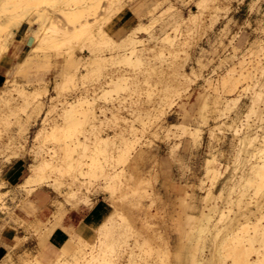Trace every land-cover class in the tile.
Listing matches in <instances>:
<instances>
[{
    "label": "clouds",
    "instance_id": "obj_1",
    "mask_svg": "<svg viewBox=\"0 0 264 264\" xmlns=\"http://www.w3.org/2000/svg\"><path fill=\"white\" fill-rule=\"evenodd\" d=\"M0 76V264H150L122 156L170 142L167 180L205 132L185 242L264 264V0H0Z\"/></svg>",
    "mask_w": 264,
    "mask_h": 264
},
{
    "label": "rangeland",
    "instance_id": "obj_2",
    "mask_svg": "<svg viewBox=\"0 0 264 264\" xmlns=\"http://www.w3.org/2000/svg\"><path fill=\"white\" fill-rule=\"evenodd\" d=\"M201 43L203 44L204 41H201ZM188 70L190 69H186V71ZM3 79H4L3 77L0 79V86L2 85ZM124 115L127 116L128 114L124 113ZM168 119L173 120L174 117L169 116ZM39 126H40L39 123L34 125V127L29 131L28 135L31 136L32 132L35 131V128ZM114 135L115 132H113L111 129H109L105 133V137L108 136L110 137ZM132 137L133 139L135 138L134 134H132ZM208 140H209V135L207 132H205L203 146L194 149L192 152L193 164L190 165V167L192 168L190 173H185L183 172V170L177 171V169H173L172 175L167 180H165L161 175H159L160 169L156 165V161L160 157L165 156V154L169 151L170 142L165 141L162 138H152L150 140V143L148 144L132 143L131 140L129 141V144L130 143L134 144L135 147L134 152L133 150H131L130 152H133L129 154L131 156H127L125 154H123L122 156V160H123L122 167L124 168L126 183L128 182L130 184V189L132 191V196L130 198V207L128 209V215L131 218V222L134 225V230L138 234V237L141 239V242L149 241L150 245L152 244L151 246L148 244L149 247L147 246V244L145 245L147 250H149V252L151 253L150 264H155L157 262L156 253L153 247L155 246L154 241L159 239V237L157 238L158 233L155 234L157 231H159V228L161 232L165 231L163 233L164 238L166 239V241L169 242V247L173 251L178 241H184V243L188 245L185 242L184 233H181L180 230H177L179 212L182 211L181 202L179 198L180 195L184 194V191L190 192L191 194H193V199L195 200L194 203L197 206V208L194 209L193 211L187 209L189 210V213L199 215L200 210L203 209L202 197L207 195V191H206L207 185L202 186V181L206 177L207 159H212L211 156H209L208 154L209 152V149L207 147ZM231 140H232V134L229 133L227 139L222 145L223 150L226 151L229 149ZM184 143L185 145L188 144L187 139H185ZM220 163H224V161L221 160ZM176 175H181L183 178L177 180L175 178ZM221 183L222 181L217 183L215 192L217 193L219 192ZM142 184H144V186H142ZM138 185H141L140 188L138 187ZM141 187L143 189H141ZM144 189H148V192L153 195L151 197L150 196L147 197L145 192H143ZM113 210H117V205L115 203H113L112 207L109 208V211H113ZM148 211L150 212V214L157 215L160 219L153 218L155 221L152 222L153 219L151 218L152 220L150 219L149 220L152 223L148 222L144 226L143 224L144 222H142L143 221L142 219L144 216H146L145 213H147ZM95 215H98V213H96ZM156 222H158V224L164 223L165 225L163 224L164 226L161 225V227H158L157 229L155 227L157 224ZM148 224L151 227H149ZM161 228H163L162 229L163 231L161 230ZM208 253L209 252L206 250V254ZM176 260L177 258H174V256H172L170 260L171 264H175ZM182 263H185L184 260H182ZM231 263L232 260L230 259L226 260V264H231Z\"/></svg>",
    "mask_w": 264,
    "mask_h": 264
},
{
    "label": "bare ground",
    "instance_id": "obj_3",
    "mask_svg": "<svg viewBox=\"0 0 264 264\" xmlns=\"http://www.w3.org/2000/svg\"><path fill=\"white\" fill-rule=\"evenodd\" d=\"M3 84V82H2ZM2 86V85H1ZM109 137V136H108ZM107 138V137H105ZM134 144H131L130 143V150L127 151L126 153H124L125 155L127 156H131L129 154L133 153L134 152ZM131 150H133V152H130ZM126 156V158H127ZM212 159H207V162H206V174L209 170V167L212 166V163H211ZM149 180V179H148ZM149 183V182H148ZM127 185L129 186L130 188V184L127 182ZM141 185H138V187L140 188ZM142 186H144V184H142ZM137 187V189H138ZM141 189H143L141 187ZM146 196H152L153 194L149 193L148 192V189H144V191ZM144 194V195H145ZM179 197V196H177ZM152 199V198H151ZM180 202H181V210L182 211H178L179 212V218H178V229L177 230H180L181 233H184L183 232V225H184V220L186 218V215H195L193 213H189V210L187 209H190V210H194L197 208V206L195 205V200L193 199V194H191L190 192H187V191H184V194L183 195H180ZM190 200V201H189ZM153 202V201H152ZM152 207V205H151ZM152 209V208H151ZM150 210V209H149ZM198 210V209H197ZM196 211V210H195ZM194 211V212H195ZM191 212V211H190ZM157 214V213H156ZM200 214V212H199ZM146 216L143 217V221L144 222V226L146 223L150 222H154L155 220L153 218H159L157 215H153V214H150V212L148 211L147 213H145ZM153 221L151 222L150 220ZM150 219V220H149ZM156 219V220H157ZM160 219V218H159ZM140 220V219H139ZM160 222V220H159ZM163 222V221H161ZM156 228L158 229V227H161V225H163L162 223L161 224H158V222H156ZM142 224V225H143ZM155 224V223H154ZM153 224V226H154ZM149 225V224H148ZM152 225V224H151ZM165 225V224H164ZM163 225V226H164ZM143 226V228H144ZM152 226V227H153ZM149 227H151L149 225ZM166 227V226H165ZM148 228V227H147ZM149 229V228H148ZM163 228H161L162 230ZM165 229V228H164ZM138 231V230H137ZM157 231V230H156ZM155 231V232H156ZM163 231V230H162ZM165 232V231H164ZM164 232H161L160 231V228H159V231H157L155 234L158 233L157 235V238L159 237L158 240L154 241V250H155V253H156V258H157V264H171V258L172 256H174V258H177L181 261V264H187L188 261H193L194 264H199V262H202V264H220V262L222 260H225V256L223 253H221L220 251L214 249L211 245L207 246L205 248L204 251H200L199 249H196V248H193L191 247L190 245H186L184 243V241H178V243H176L175 245V249L174 251L169 247V242L166 241V239L164 238ZM181 237V236H180ZM181 239V238H180ZM142 243H145V245L147 244V246L149 247L150 245V242L148 241H143ZM149 244V245H148ZM152 245V244H151ZM150 245V246H151ZM152 249V248H151ZM153 250V249H152ZM153 250V251H154ZM206 250L209 252L208 254H206ZM250 261H260L261 259H264V257L260 256L259 254H252L249 258H248ZM182 260H184L185 263H182ZM155 263V264H156ZM232 264V263H231Z\"/></svg>",
    "mask_w": 264,
    "mask_h": 264
},
{
    "label": "crops",
    "instance_id": "obj_4",
    "mask_svg": "<svg viewBox=\"0 0 264 264\" xmlns=\"http://www.w3.org/2000/svg\"><path fill=\"white\" fill-rule=\"evenodd\" d=\"M2 78V76H0V79ZM14 179H15V177H14ZM95 215V214H94ZM57 233H58V235H59V230L57 229Z\"/></svg>",
    "mask_w": 264,
    "mask_h": 264
}]
</instances>
